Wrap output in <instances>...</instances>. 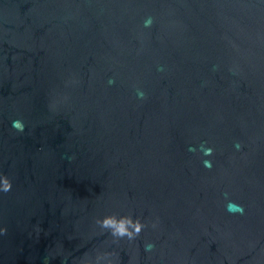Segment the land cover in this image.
<instances>
[{"label": "water", "instance_id": "95a60500", "mask_svg": "<svg viewBox=\"0 0 264 264\" xmlns=\"http://www.w3.org/2000/svg\"><path fill=\"white\" fill-rule=\"evenodd\" d=\"M0 264H264V0H0Z\"/></svg>", "mask_w": 264, "mask_h": 264}]
</instances>
